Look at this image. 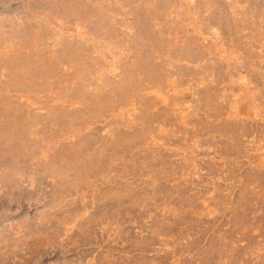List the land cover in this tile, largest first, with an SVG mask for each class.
Masks as SVG:
<instances>
[{"label":"rangeland","instance_id":"obj_1","mask_svg":"<svg viewBox=\"0 0 264 264\" xmlns=\"http://www.w3.org/2000/svg\"><path fill=\"white\" fill-rule=\"evenodd\" d=\"M36 36L73 90L0 71L41 143L0 157V264H264V0H0L1 58ZM80 142L84 181L48 173Z\"/></svg>","mask_w":264,"mask_h":264},{"label":"bare ground","instance_id":"obj_2","mask_svg":"<svg viewBox=\"0 0 264 264\" xmlns=\"http://www.w3.org/2000/svg\"><path fill=\"white\" fill-rule=\"evenodd\" d=\"M66 11H68V9H66ZM37 43V36L34 39L27 41L25 46L29 50L28 53L25 55H23L22 49H17L13 56H7L6 59H3L1 58L2 53L0 52V71L4 67H9L13 70L11 81H9L7 84L2 85V87H17L19 90L23 91L26 90L25 88L31 87L33 91L37 92L55 87L59 88L60 91L64 94H67L70 90H73L72 87L68 86L69 84L64 85L58 83L54 86L49 83V77L56 76V74H60L62 70L56 66L55 62L53 63L47 61L45 55H43L39 50H37ZM0 47H3L2 42L0 44ZM25 74L30 75V77H28L27 80H24L19 83V79H21ZM38 76H43L46 79L42 85H38L36 82H34V79H37ZM84 88H77V96L79 97V99L83 97L86 98L85 100H87L89 95L86 93V90H84ZM4 116L6 118H15L13 117L14 113L10 111L5 112ZM85 116H90L89 112L81 110L76 114H71L67 110L53 109L52 111H49V114L45 117L33 115L32 120L37 121L47 119L48 121H50L64 119V124L68 125L67 119L69 117H72V121H69L70 124L68 126V128H70L72 125L75 124L76 121L84 118ZM19 117L20 118H18L17 120L18 122H13L12 124L8 125L5 129L0 130V133L2 134L7 133L17 135V138H7L5 140L0 141V151L2 152V155L0 154L1 158H4L6 154L8 156H19L28 152L34 153L35 151H38L41 148L40 141H30L23 137L26 133H28V131L27 127L24 125V119L21 118V116ZM89 145L91 144H85V142H80L75 147H70L67 144L64 145L62 149L54 150L52 160L54 161L56 167L54 169H50L48 173H54L60 175L62 179H66L69 173L75 172V175L77 176L75 178V181H84L90 171L99 163L98 161H90L87 156H85V158L83 157V153L85 152L84 149ZM99 153L101 154L102 152ZM7 155L5 157H7ZM63 156L68 158V161L65 163H61L59 161Z\"/></svg>","mask_w":264,"mask_h":264}]
</instances>
